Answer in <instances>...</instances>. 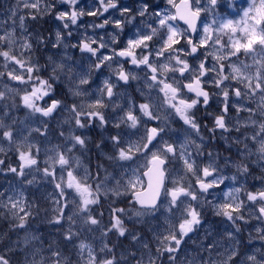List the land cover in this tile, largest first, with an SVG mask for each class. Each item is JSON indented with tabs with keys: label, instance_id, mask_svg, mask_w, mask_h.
<instances>
[{
	"label": "snow or ice",
	"instance_id": "snow-or-ice-1",
	"mask_svg": "<svg viewBox=\"0 0 264 264\" xmlns=\"http://www.w3.org/2000/svg\"><path fill=\"white\" fill-rule=\"evenodd\" d=\"M19 2L24 9L32 10L31 20L54 14L62 27L55 31L51 42L39 32H29L25 28L26 17L19 16L21 34L16 35L13 19L12 30H4L0 35V83L3 84L0 155L6 154L4 143L16 152L18 166H8L7 171L21 178V186L35 183V177L28 179L33 170L54 185L55 208L49 223L62 230L60 235L66 244L73 245L76 264H131L132 261L135 264H236L242 243L236 234L243 231L242 225L253 218L264 224V184L256 191H245L241 183L251 175V163L264 165V0H250L246 8L237 12L239 19L228 18L231 15L228 10L237 7L230 0H207L206 5L201 0H180L179 4L167 0L175 11L153 10L149 0H139L134 8L122 5L120 0H95L90 11L80 7L82 0ZM57 6L64 10L57 11ZM218 8L224 9L225 15L218 14ZM18 10H9L13 18ZM117 11L118 18L111 14ZM209 11L215 18L205 23L201 14ZM106 13L109 15L105 18ZM84 16L102 18V23L86 25L82 39L75 44L65 43L73 35L72 26L79 29L78 20ZM179 21L186 27L181 28ZM108 25L113 26L108 39L95 31L92 36L87 34V28L104 30ZM129 25L133 30L122 40ZM193 35L199 39L194 41ZM50 42L55 49L51 55L35 56L42 45L47 51ZM71 49L79 50V62L68 55ZM241 54L252 62L240 60ZM41 59L45 61L43 64ZM105 69H108L106 74ZM63 81L70 85L67 92L60 87ZM133 81L141 85L133 90L141 102L128 92ZM257 96L259 102L255 108L245 104ZM69 98L71 103L67 102ZM212 100L217 101L219 114L213 117L211 128L203 125L209 133L206 138L201 134L202 125L194 110L201 105L209 107ZM13 110L24 111L25 118L6 124L4 118ZM62 111L69 114L64 121L67 135L61 131L55 139L62 142L52 144L51 129L45 118H53ZM230 112H247L248 116L243 123L239 116L233 122ZM34 117L41 122L40 128L30 127ZM110 121H114L111 126L117 130L107 138L111 154L103 153L107 145L98 143L96 147L111 162L113 171L109 173L101 163L93 171L74 155L77 150H86L89 139L76 133L89 127L105 128ZM173 124L180 127L174 128ZM217 130L229 133L237 160L222 157L219 151H205L216 139ZM33 133L39 134L40 144L30 142ZM220 138L225 139L223 135ZM42 147L43 169L39 167ZM252 156H256L255 161ZM140 160L143 164L138 163ZM220 160L224 163H219ZM4 164L5 160L0 159V165ZM233 167L234 174H225ZM259 179L264 181V175ZM229 181L234 186L228 187ZM222 186L228 190L221 198ZM242 193L246 199H241ZM5 195L0 193V208L15 217L14 229L24 230L33 215L32 205L22 193L14 191L7 202L3 200ZM122 196H130L129 203L138 206L133 210L135 219L128 217L125 208L109 207L110 226H105L101 233L102 246L97 252L74 229L81 226L89 232L95 230L93 226L99 229L101 221L93 215V206L99 207L104 198ZM205 208L212 209L217 217L230 224L231 230L226 229L221 238L227 247L217 251L221 242L212 241L206 247L201 246L207 258L197 251L191 259L185 253V259L181 260L186 238L203 226ZM161 209L164 227L159 234L153 232L156 245L153 250L150 241L125 227L121 217H128L135 224L146 216L156 219ZM99 215L103 216V212ZM256 232L264 240V227L256 228ZM109 233H115L118 238L131 237L137 250L127 256L121 252L117 257L116 246L109 247L103 242ZM37 239L34 235L26 236L24 243L28 245ZM43 250H33V259H26V264H45L43 259H35ZM213 253L217 259H213ZM260 256L258 260L256 255H248L242 264H264V252ZM50 259L53 264H72L61 250L52 252ZM0 264H10L6 255L0 254Z\"/></svg>",
	"mask_w": 264,
	"mask_h": 264
},
{
	"label": "rangeland",
	"instance_id": "rangeland-1",
	"mask_svg": "<svg viewBox=\"0 0 264 264\" xmlns=\"http://www.w3.org/2000/svg\"><path fill=\"white\" fill-rule=\"evenodd\" d=\"M122 1L121 4L129 7L134 8L138 6L139 0H120ZM179 0H176L178 2ZM43 3V0H41ZM230 2L236 3V8H230L228 10L231 15L228 16V18L232 19H239V15H237V12L239 10H242L243 8H246L248 6V3L250 0H230ZM149 3L154 6L153 10H165L170 9L171 11H174V9L171 8L170 5L167 4V0H149ZM202 4H207V0H201ZM87 6V7H86ZM81 8H84L85 11H90L95 7V0H82V3L80 4ZM19 9L17 12V16L13 18L9 12L10 9ZM57 11L64 10L62 7L57 6ZM32 11L30 9H24L23 4L19 2V0H0V35L3 34L4 30L11 31V25L13 24V19L16 21V35L19 36L20 30H19V16H25L26 22H25V28L32 33H41L46 39H48L51 42H54V33L55 31L62 27V23L55 19L54 14H48L41 16L38 20L33 21L31 20V17L29 16V12ZM217 13L220 15H225V10L218 8ZM115 17H119V12L111 13ZM109 14H105V18ZM202 18L204 19L205 23H210L215 17L211 11L207 13L201 14ZM87 17V18H86ZM147 19V18H146ZM102 23V18H93L84 16L81 17L80 20H78V24L80 25L79 29H77L76 26H72L71 31L73 33L72 37L65 41V43L69 44H75L77 43L78 39H82L85 31V26L89 25L91 23ZM136 23H139V20L136 21ZM179 26L181 28L186 27L185 25L179 23ZM132 26L129 25L125 29V35L123 36L122 40H126L128 38V35L131 34ZM202 30V29H201ZM98 34L100 36H105L106 39L110 38V36L113 34V26L108 25L104 30L87 28V34L89 36H92L93 33ZM199 37L197 35L194 36L193 40H197ZM51 42L47 44V51H45V46H41V51L37 52L35 56H47L51 55L55 49H52ZM121 47H123V43H121ZM63 51V50H61ZM69 56H73L74 59H76L78 62L80 60L81 54L78 49H71L68 53ZM35 58V57H34ZM202 58V57H201ZM240 60L245 61L246 63H251L250 57H245L243 54L240 55ZM45 61L44 59L40 60V63L43 64ZM190 63L193 61L190 59ZM115 67V65H114ZM2 70V69H0ZM48 71H51V68L48 69ZM105 71L108 72V69H105ZM142 75V74H141ZM102 78V76H101ZM99 83V79H97V84ZM141 85L137 84L135 81L132 82V88L128 89V92L130 95L135 96L137 99V102H141L139 100L138 95L134 93V89L140 87ZM60 87L64 89L65 92H67L68 87L70 85L67 84L66 81H63L60 84ZM95 87V85H93ZM3 84L0 83V90H2ZM119 91L123 92L124 89H118ZM68 103H71V98L68 99ZM213 105L210 108V113L213 115L219 114V105L216 100H212ZM259 102V97H255L253 100H246L245 104L250 105L251 107L255 108L257 103ZM201 107V106H200ZM195 111V115L197 118V121L199 119L203 120L201 122V125L203 127L204 124H207L208 128H211L213 119L210 115H206L208 112H203L199 108ZM241 114V115H239ZM38 115V114H37ZM229 115L232 118V121L235 122V119L237 116L241 118V123H243L248 116L247 112L243 113H236V112H230ZM25 118V112L24 111H17L13 110L10 113L9 117L4 118V122L6 124H11L13 119H15L17 122L23 121ZM69 118V114L66 111L58 112L54 114L53 118H45V122L48 124L49 128L51 129V132L49 133V139L51 140L52 144L61 143V140L55 139V136H58V134L61 131L65 132V135H67V128L68 126L64 125V121ZM35 120V117L33 118ZM112 123L114 121H110V123L105 127L101 128L99 126L95 127H89L87 129L80 130L77 132V135H83L88 137V141L86 142V150L83 152L81 150H77L74 152V155L79 157L81 160V163L85 167H91L93 171H95V165L97 163H101L104 165V167L108 170L109 173L113 171V168L111 167V162L108 161L103 153H109V149L111 147L110 141H108V137L111 135H115L117 130L112 128ZM199 123V121H198ZM174 128H179L180 124H173ZM31 128H40L41 122L39 120H35L34 123L30 125ZM43 131V128H41ZM202 130V129H201ZM201 134L205 136L206 138L209 136L208 130H202ZM27 135V133H25ZM223 135L219 130L216 132V136ZM251 135V134H249ZM218 138V141L215 143V148L212 146L209 148H206L205 151L208 150H214L219 151L222 157H228L230 155V152L227 149V146H224V144H230L226 139ZM195 138V137H193ZM16 139H19L17 137ZM135 139V137H133ZM30 142L34 144H40V136L37 133H33L32 137L30 138ZM199 142V141H197ZM98 143H102L104 145H107V147L103 148V153L97 149L96 145ZM3 147L6 149V154L0 155V159L5 160L4 165H0V168H3V171H0V193H6V195L3 197V200L7 202V197L11 196L15 193H22L23 198L25 201L32 205V212L33 215L29 218L28 224L24 230L17 231L12 227L14 223L17 221L15 220V217L11 216L7 212L6 209L0 208V228L3 226V220H5V237L3 238V242H0V254H2L1 248L3 250L6 247L11 246L12 248H15L17 250H23L20 254L19 259L10 258V256L7 254L6 257L10 260V264H26V259L28 261L32 260L33 257L31 255V252L37 248L44 249L42 252H40L38 255L35 256V259L37 261H40L43 259L45 261V264H53V261L50 259L52 256V252H55L57 250H61L63 252V255L66 257H69L72 260V264H76L77 256L75 254V249L73 248V245L66 244L60 235V232L62 230L57 229L55 226L49 223V221L52 219L54 215V208L55 205L52 203L53 199V189L54 185L50 183L49 181L42 178V174L38 175L35 173V170H33V174L28 176V179H33L35 177V183L29 185L27 183H24L23 186H21V178L16 176L14 177V174L7 171L8 166L11 167H17L18 166V156L14 150L9 149V146L7 143L3 144ZM44 147H50V145H44ZM15 148V145H13V149ZM111 154V153H109ZM89 157L91 158L89 160ZM253 161L256 160V156H253ZM238 159V158H237ZM235 159V160H237ZM45 156L43 154V147L41 150V155L39 157V167L43 169L45 167L44 164ZM205 163L207 161H204ZM219 163L223 164L224 161L220 160ZM138 163L143 164V160H140ZM231 165V162H229ZM261 165V164H260ZM133 167L135 165H132ZM264 166V165H262ZM127 167V165H126ZM264 168H253L252 163L250 165L249 171L251 175L247 176L244 180H241V183L245 186V191H256L262 187V184H264V181L259 179L262 175H264ZM235 173V168H232L231 172H226L227 175H232ZM104 174L103 172L101 173ZM119 178V176H117ZM112 185L110 184L109 187ZM234 186L231 181L228 182V187ZM236 187H239V184L235 185ZM228 187L222 186V192L219 194L222 198L223 192H226L228 190ZM241 199H246V197L241 194ZM131 200L130 196L127 197H111L104 198L101 201V205L99 207L93 206V215H96L97 218L101 221V225L99 229H96L95 226L93 228L94 231H85L83 227L81 226L79 230L81 235L80 239L85 240L87 243L91 244L97 252H99L101 246H102V239H101V233L104 231L105 226L109 225V207L112 208H125L128 210V217H132L133 219V210L135 208H138L134 204H130L129 201ZM113 201H115L113 203ZM103 212V216H100L99 213ZM247 215V210L245 212ZM128 217H121L125 220V227L132 229L135 233H138L140 235H143L145 237L146 241H150V246L155 249V240L153 239V232H156L159 234V232L162 231L164 227V211L161 209L160 213L157 214V218L153 219L151 216H146L141 219V222L139 223H130ZM79 223V222H78ZM159 224V227L157 225ZM68 227L67 222L64 224V228L66 229ZM243 231L236 234L237 240H241L242 243L239 245V259H236V264H242L243 261L246 260L248 255H256L257 259H261L260 252H264V240H261L258 238L259 234L256 232V228L258 227H264V224H261L260 222L256 221L254 218L250 219L246 225H242ZM231 230V226L228 222L224 220L223 217H217L213 210L210 208H205L203 211V226L200 227L196 232L193 234H190V238H186V244L184 245V251L180 253V259H185V253L187 254V258L191 259L192 256L196 255L197 251H199L202 255H204L207 258V253L204 251V248L201 246H207V244L211 243L212 241L219 240L221 242V247L217 249V251H223L224 247H227V245L224 244L223 240L221 239L223 236V233L225 230ZM11 232V234L9 233ZM36 236L37 240H32L30 244L26 245L24 243L25 237H31ZM3 236V235H1ZM79 241H76L75 243H78ZM103 242L108 243L109 247H113L115 245V254L117 257H119L121 252H124L125 256H127L130 252H135L136 245L135 241L131 240V237H117L115 233H109L107 237H104ZM1 244H3L1 247ZM49 245H51V251L48 250ZM28 249V253H25V249ZM259 250V251H257ZM139 255V253H137ZM213 259H217L215 253L212 254ZM131 264H135V261H132Z\"/></svg>",
	"mask_w": 264,
	"mask_h": 264
},
{
	"label": "flooded vegetation",
	"instance_id": "flooded-vegetation-1",
	"mask_svg": "<svg viewBox=\"0 0 264 264\" xmlns=\"http://www.w3.org/2000/svg\"><path fill=\"white\" fill-rule=\"evenodd\" d=\"M212 105H213V102L212 101H210V106L209 107H207V108H205L203 105H201V107L199 106V109L201 110V111H203V112H208V113H210V108L212 107ZM239 115H241V114H239ZM209 117H210V115H208ZM211 117H212V119H213V115H211ZM199 121V123L201 124V122H203V120H201V119H199L198 120ZM201 129L202 130H207L206 128H204V127H201ZM201 130V131H202ZM258 130V129H257ZM249 134H252V131H251V128H249V131H248V135ZM216 135V134H215ZM225 136V139L229 142V140H230V138H229V133H227V132H225V134H224ZM235 136V133H232V137H234ZM217 137H219V135H217L216 136V139L215 140H213L212 141V143H211V145H210V147L212 146V148L215 146V143L218 141V138ZM220 138V137H219ZM220 140H221V138H220ZM224 146H227V149H228V151L230 152V155L229 156H231L232 158H233V160H235V159H237L238 157L236 156V148L235 147H233L232 145H231V143L230 144H224ZM241 147H243V145H241ZM215 148V147H214ZM230 149V150H229ZM213 151V150H212ZM258 165H260V164H258ZM231 166V165H230Z\"/></svg>",
	"mask_w": 264,
	"mask_h": 264
},
{
	"label": "trees",
	"instance_id": "trees-1",
	"mask_svg": "<svg viewBox=\"0 0 264 264\" xmlns=\"http://www.w3.org/2000/svg\"><path fill=\"white\" fill-rule=\"evenodd\" d=\"M5 224H6L5 220H3V226L0 228V242H3V238L6 236L4 234L5 233V226H4ZM9 233L11 234V232H9ZM1 235H3V236H1ZM2 245L3 244H1V247H3ZM1 250L3 252L2 254H4V255L8 254L10 256V258H14V259H17V260L19 259L20 254L23 251L22 249L21 250H17L15 248L11 249V246L6 247L4 250H3V248H1Z\"/></svg>",
	"mask_w": 264,
	"mask_h": 264
},
{
	"label": "bare ground",
	"instance_id": "bare-ground-1",
	"mask_svg": "<svg viewBox=\"0 0 264 264\" xmlns=\"http://www.w3.org/2000/svg\"><path fill=\"white\" fill-rule=\"evenodd\" d=\"M122 1H120V3H121ZM87 18V17H86ZM107 73V71H105V74ZM225 134V133H224ZM225 136V135H224ZM214 151V150H213ZM251 159H254V157L252 156V158ZM252 166H253V168H264V166H262V165H258V163H252ZM264 170V169H263Z\"/></svg>",
	"mask_w": 264,
	"mask_h": 264
},
{
	"label": "water",
	"instance_id": "water-1",
	"mask_svg": "<svg viewBox=\"0 0 264 264\" xmlns=\"http://www.w3.org/2000/svg\"><path fill=\"white\" fill-rule=\"evenodd\" d=\"M180 3V0L177 2V4H179ZM174 11H175V9H174ZM179 23H181V24H183L184 25V23H183V21H179ZM186 26V25H185ZM194 36L195 35H193L191 38L193 39L194 38ZM137 206V205H136ZM138 207V206H137Z\"/></svg>",
	"mask_w": 264,
	"mask_h": 264
}]
</instances>
